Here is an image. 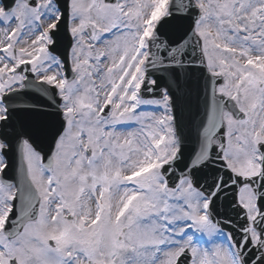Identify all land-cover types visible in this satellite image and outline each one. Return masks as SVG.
<instances>
[{
    "label": "snow or ice",
    "instance_id": "obj_1",
    "mask_svg": "<svg viewBox=\"0 0 264 264\" xmlns=\"http://www.w3.org/2000/svg\"><path fill=\"white\" fill-rule=\"evenodd\" d=\"M0 264H264V0H0Z\"/></svg>",
    "mask_w": 264,
    "mask_h": 264
},
{
    "label": "water",
    "instance_id": "obj_2",
    "mask_svg": "<svg viewBox=\"0 0 264 264\" xmlns=\"http://www.w3.org/2000/svg\"><path fill=\"white\" fill-rule=\"evenodd\" d=\"M8 161H9V166H11L10 168L12 169L13 168V166H14V162H11L12 160H11V158H9L8 159ZM13 171L11 172V176L13 175Z\"/></svg>",
    "mask_w": 264,
    "mask_h": 264
}]
</instances>
